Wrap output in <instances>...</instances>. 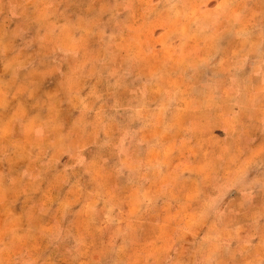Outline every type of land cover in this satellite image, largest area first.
<instances>
[{
    "label": "rangeland",
    "instance_id": "obj_1",
    "mask_svg": "<svg viewBox=\"0 0 264 264\" xmlns=\"http://www.w3.org/2000/svg\"><path fill=\"white\" fill-rule=\"evenodd\" d=\"M226 138L264 140V0H0V264H264Z\"/></svg>",
    "mask_w": 264,
    "mask_h": 264
},
{
    "label": "crops",
    "instance_id": "obj_2",
    "mask_svg": "<svg viewBox=\"0 0 264 264\" xmlns=\"http://www.w3.org/2000/svg\"><path fill=\"white\" fill-rule=\"evenodd\" d=\"M262 146L264 140H222V182L226 183V188H222V205L226 203L222 207L223 210L231 207L250 210L252 218L259 213V219L246 222L251 228L264 227V151L259 150ZM230 162H235L234 167L243 162V174L237 169L233 171ZM254 236V241H264V237Z\"/></svg>",
    "mask_w": 264,
    "mask_h": 264
}]
</instances>
